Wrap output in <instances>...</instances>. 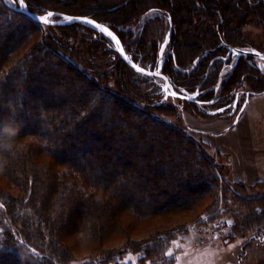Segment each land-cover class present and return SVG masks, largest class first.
Returning <instances> with one entry per match:
<instances>
[{
  "label": "trees",
  "instance_id": "1",
  "mask_svg": "<svg viewBox=\"0 0 264 264\" xmlns=\"http://www.w3.org/2000/svg\"><path fill=\"white\" fill-rule=\"evenodd\" d=\"M28 2L32 13L44 12L42 3L54 4L59 14L107 26L135 63L154 69L171 29L161 73L179 94H199L201 104L183 101L194 114L212 106L213 92L206 90L231 58L220 48L183 70L220 44L245 47L238 24L251 15L264 22V3L247 0ZM76 42L93 56L99 48L116 53L91 25H41L0 0V145L13 144L0 148V264H71L67 240L99 247L126 238L124 221L187 212L205 202L201 216L230 228V238L262 240L264 195L247 198L228 186L210 144L166 119L175 108L157 101L150 77L119 55L107 72L87 73L74 62L83 54ZM245 78L250 95L264 94V75L251 56L239 58L222 92ZM5 127L17 135L9 137ZM167 235L141 247L140 260L163 264ZM101 255L109 264L117 254Z\"/></svg>",
  "mask_w": 264,
  "mask_h": 264
},
{
  "label": "rangeland",
  "instance_id": "2",
  "mask_svg": "<svg viewBox=\"0 0 264 264\" xmlns=\"http://www.w3.org/2000/svg\"><path fill=\"white\" fill-rule=\"evenodd\" d=\"M6 1L13 7L23 8L24 6L19 4V0ZM251 1L256 2V0ZM28 3V0H25V4ZM41 6L44 12L35 14L45 16L49 12L57 13L54 11L56 9L54 4L42 3ZM56 15L49 19H60ZM193 31L197 33V30ZM238 31L241 33L239 42L245 43V47L237 48H254L261 53L264 52V22L260 18L251 15L241 24H238ZM110 41L116 52L115 42ZM74 46L75 49L83 53L80 59L79 57H77L78 60L75 59L76 61L73 59L74 62H77L79 68L90 74L95 70L97 73L107 72L118 56L117 52L106 54L100 48V51L98 50L93 56L92 50L87 49V47L80 46L77 42L74 43ZM125 53L129 57L126 50ZM251 57L254 59L260 74L264 75L262 60L259 57ZM237 59L233 55L221 69L215 85L206 90L213 92L210 101L212 106H204V110L202 109L200 114L188 111L183 100L170 95L172 93L171 88L179 94L170 81L171 88L167 86L163 78L149 76V79L154 82L153 86L150 87L159 93L158 102L163 101L169 108H175L172 111V116H166L169 122L180 125L181 128L191 131V135L194 137L201 138L210 144L213 155L218 158L219 167L228 186H232L240 196L257 199L264 195V121L257 132L246 128L243 120L235 125L245 99L254 90L251 85L249 86L246 78L244 81L242 80L243 82L239 87L232 89L230 93H224L221 90L223 82L232 74ZM138 65L149 71H156L159 67L154 69L149 65ZM256 75L257 77L252 79L255 83L260 77L258 73ZM188 96L192 97L195 103L200 104L198 101L199 94ZM261 112L264 113L263 110ZM263 115L261 114L260 119L263 118ZM230 124L232 129L230 128L228 136L217 137L222 134V127ZM209 131L213 133H209ZM5 189L16 195L14 189ZM0 190H3L1 186ZM206 205L207 202L191 211L158 216L143 221H124V227L127 230L126 238L118 237L116 240L104 243L99 247L94 245L89 247L76 246L74 238L67 240L66 244L73 251L74 260L71 264H88L90 261L98 262L101 259H105L104 261L108 264L111 259H106L101 254L112 251L117 255L113 256L112 262L109 264H114V262L116 264H125V262L127 264H151L154 262L153 259L140 260L144 255L141 247L150 245L148 241L163 234H168L167 242L162 244L161 255L166 259L163 264H264V238L252 242H249L247 236L230 238V228L220 224V221L207 222L208 217L201 216ZM201 221H204L202 225L199 224ZM12 230L16 232L14 228ZM127 244L137 246V250L127 249Z\"/></svg>",
  "mask_w": 264,
  "mask_h": 264
},
{
  "label": "water",
  "instance_id": "3",
  "mask_svg": "<svg viewBox=\"0 0 264 264\" xmlns=\"http://www.w3.org/2000/svg\"><path fill=\"white\" fill-rule=\"evenodd\" d=\"M4 3L11 9L18 11L20 13L25 14L27 17H29L32 21L39 23L41 25H48V26H64V25H70L73 23H83V24H88L91 25L92 27H94L96 30H98L101 34L105 35L107 38H109L110 40H112L113 42H115L116 44V52L118 53V55L137 73H140L144 76H154V77H160L163 78L165 80V82L167 83V86L171 88V84L169 82V80L161 73L162 70V66L163 63L165 61L164 57H163V53L166 50L168 44H169V39L171 36V29L169 30V33L164 41V43L161 46V50L159 52V55L161 57L160 59V65L158 67V69L156 71H149L144 69L143 67H141L140 65H138L137 63L133 62L125 53L124 47L120 41V39L117 37V35L111 31L110 28H108L107 26L100 24L92 19L86 18V17H80V16H68V15H63V14H53L56 15L57 17H59L60 19L58 20H51L49 19V23H43L42 20L40 19L43 16L37 15L35 13H32L29 11V9L27 8V5L24 3L23 8H17V7H13L11 5L8 4V2L6 0H3ZM65 17H69L71 19H65ZM87 21H92V23H88ZM96 25H100L103 28L107 29V32H102L99 30V28L96 27ZM108 33H111V35H109ZM229 50V55L233 54L235 55L237 58L242 57V56H253V57H259L264 65V54L259 52L258 50L254 49V48H247V49H240L237 47H231V46H226ZM206 53V52H205ZM204 53V54H205ZM198 63V59L195 60L193 67L191 69L188 70H183L184 72H189L191 71L193 68L196 67ZM137 68L142 69V71H137ZM172 93L170 94L171 96L178 98L180 100L183 101H187V102H195V100L188 96V95H182V94H178L176 93V91H174L172 88Z\"/></svg>",
  "mask_w": 264,
  "mask_h": 264
},
{
  "label": "crops",
  "instance_id": "4",
  "mask_svg": "<svg viewBox=\"0 0 264 264\" xmlns=\"http://www.w3.org/2000/svg\"><path fill=\"white\" fill-rule=\"evenodd\" d=\"M262 110L264 111V95L263 94L248 95L244 101V106L242 108V111L237 117V121L235 125H237L241 120H243L246 128L252 129L257 132L264 121V115L263 118L260 119L261 114H264L261 112ZM230 126L231 124L229 126L222 127L221 129L222 134L218 135L217 137H222V136L227 137L228 133L232 129ZM209 133H213V132L209 131Z\"/></svg>",
  "mask_w": 264,
  "mask_h": 264
},
{
  "label": "flooded vegetation",
  "instance_id": "5",
  "mask_svg": "<svg viewBox=\"0 0 264 264\" xmlns=\"http://www.w3.org/2000/svg\"><path fill=\"white\" fill-rule=\"evenodd\" d=\"M249 4H260V3H264V0H256V2H252L251 0H247ZM226 46H230V45H227L225 43L223 44H220L219 46H217L216 48H212V49H209V50H206L204 51L203 53H201L197 59H198V62L207 54L211 53V52H215L216 50L220 49V48H225L228 50V48ZM232 47V46H231ZM206 52V53H205ZM205 53V54H204ZM235 56V55H234ZM233 57V54H230L229 55V50H228V53H227V56L225 59H229V58H232ZM242 57H247V56H242ZM240 58V57H239ZM239 58L237 59V62L239 60ZM196 59V60H197ZM195 62V61H194ZM198 64V63H197ZM197 66V65H196ZM188 70V69H187ZM190 72V71H189ZM231 75V74H230ZM198 94V93H196ZM187 102V101H186ZM201 104V103H200Z\"/></svg>",
  "mask_w": 264,
  "mask_h": 264
},
{
  "label": "snow or ice",
  "instance_id": "6",
  "mask_svg": "<svg viewBox=\"0 0 264 264\" xmlns=\"http://www.w3.org/2000/svg\"><path fill=\"white\" fill-rule=\"evenodd\" d=\"M24 3H25V0H19V4L21 6H23ZM52 16H53V13L49 12L45 16L41 17L40 19L42 20L43 23H49V18L52 17ZM65 19H71V18L65 17ZM87 22L90 23V24L92 23V21H87ZM96 27L99 28V30L102 31V32H107V29L101 27L100 25H96ZM108 34L111 35V33H108ZM137 71H142V69L137 68ZM232 107H235V105H232ZM169 255H171V254L169 253ZM125 264H127V262H125Z\"/></svg>",
  "mask_w": 264,
  "mask_h": 264
},
{
  "label": "clouds",
  "instance_id": "7",
  "mask_svg": "<svg viewBox=\"0 0 264 264\" xmlns=\"http://www.w3.org/2000/svg\"><path fill=\"white\" fill-rule=\"evenodd\" d=\"M4 132L9 136V137H15L17 135V130L13 129L11 127H5ZM13 147L12 143H6L3 145H0V148H3L5 150H11Z\"/></svg>",
  "mask_w": 264,
  "mask_h": 264
}]
</instances>
